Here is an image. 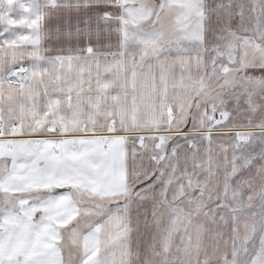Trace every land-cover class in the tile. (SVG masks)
Returning <instances> with one entry per match:
<instances>
[{
    "label": "snow or ice",
    "instance_id": "snow-or-ice-1",
    "mask_svg": "<svg viewBox=\"0 0 264 264\" xmlns=\"http://www.w3.org/2000/svg\"><path fill=\"white\" fill-rule=\"evenodd\" d=\"M0 264H264V0H0Z\"/></svg>",
    "mask_w": 264,
    "mask_h": 264
}]
</instances>
